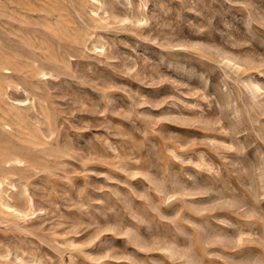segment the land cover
<instances>
[{
    "label": "rangeland",
    "instance_id": "1",
    "mask_svg": "<svg viewBox=\"0 0 264 264\" xmlns=\"http://www.w3.org/2000/svg\"><path fill=\"white\" fill-rule=\"evenodd\" d=\"M0 264H264V0H0Z\"/></svg>",
    "mask_w": 264,
    "mask_h": 264
},
{
    "label": "bare ground",
    "instance_id": "2",
    "mask_svg": "<svg viewBox=\"0 0 264 264\" xmlns=\"http://www.w3.org/2000/svg\"><path fill=\"white\" fill-rule=\"evenodd\" d=\"M16 160V159H15ZM17 161V160H16ZM13 162V161H12Z\"/></svg>",
    "mask_w": 264,
    "mask_h": 264
}]
</instances>
